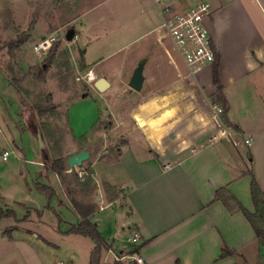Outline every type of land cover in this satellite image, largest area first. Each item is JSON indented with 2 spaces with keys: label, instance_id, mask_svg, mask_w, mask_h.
<instances>
[{
  "label": "crops",
  "instance_id": "0c3cea01",
  "mask_svg": "<svg viewBox=\"0 0 264 264\" xmlns=\"http://www.w3.org/2000/svg\"><path fill=\"white\" fill-rule=\"evenodd\" d=\"M207 1L213 14L205 26L217 54L229 126L212 103L213 66L195 75L176 72L163 50L164 29L149 0H105L113 23L96 19L77 29L87 66L119 52L145 62L138 92L128 87L132 74L124 86L114 77L99 78L108 84L105 92L113 88L105 104L108 148L101 158L88 151L92 192L99 194L97 202H109L100 210L111 206L114 211L112 236L100 232L104 221L95 214L90 218L108 246L100 254L102 264L135 256L142 264L264 263V247L236 204L255 212L251 177L264 199V0ZM94 8H81L77 20L86 22ZM0 143L2 151L10 147L13 152L14 141L1 128ZM43 161L31 162L34 187L49 188L57 200L40 209L26 207L21 216L11 209L14 218L0 219V264H65L58 245L76 235L69 231L81 219L59 176ZM217 191L227 206L215 198ZM0 204L6 206L1 196ZM45 212L57 220L54 239L43 221ZM223 245L235 254L220 258ZM130 246L138 252L128 253Z\"/></svg>",
  "mask_w": 264,
  "mask_h": 264
},
{
  "label": "rangeland",
  "instance_id": "374dc122",
  "mask_svg": "<svg viewBox=\"0 0 264 264\" xmlns=\"http://www.w3.org/2000/svg\"><path fill=\"white\" fill-rule=\"evenodd\" d=\"M104 1L0 0V128L14 141L12 153L10 147L5 149L10 153L7 161L0 159V196L17 216L24 215L26 207L40 209L49 205L50 200L55 203L57 198L48 197L49 190L44 193L37 190L39 186L34 187L31 162L45 158L43 162L50 168L59 161L65 169L59 182L67 201L82 207L96 206L95 219L106 223L100 232L112 236L114 211L111 206L100 210L109 202L105 199L97 202L95 195L99 194L92 192L93 159L89 158L81 167L66 166L67 159L81 150L89 151L95 158L103 157L108 148V135L104 133L110 119L105 116L106 97L113 93V88L108 92L98 91L94 84L99 78L112 77L126 83L139 62L132 59L134 55L119 52L103 55L107 57L93 67L85 65L83 39L77 37L79 24L83 22L90 27L98 19L96 23L111 25L110 10ZM87 7L95 8L84 19L86 22L77 20L81 8ZM69 29L75 30L72 41L65 40ZM160 32L164 35L163 50L176 72H187L167 33ZM48 36L56 39L50 50L45 54L35 53V43ZM71 127L80 135H75ZM1 147L0 143V156ZM51 179L49 176L46 180L51 183ZM92 215L88 218L90 222ZM43 221L49 226V233L52 228L56 230L57 220L52 213L45 212ZM56 235L52 233V238ZM58 246L65 264H88V251L93 250L94 242L88 237L70 235ZM129 249L131 253L135 248ZM125 261L120 263L132 264L133 260Z\"/></svg>",
  "mask_w": 264,
  "mask_h": 264
},
{
  "label": "built area",
  "instance_id": "2783aa9c",
  "mask_svg": "<svg viewBox=\"0 0 264 264\" xmlns=\"http://www.w3.org/2000/svg\"><path fill=\"white\" fill-rule=\"evenodd\" d=\"M149 2L160 18L161 27L191 75H195L203 67H210L216 63L217 54L205 26V21L213 14V8L207 0H149ZM55 42V37H43L35 43L33 51L45 54ZM9 154V151L3 150L1 160L7 161ZM136 240L137 236L132 238L131 242L135 243ZM133 260L137 264H142L138 256L133 257Z\"/></svg>",
  "mask_w": 264,
  "mask_h": 264
},
{
  "label": "trees",
  "instance_id": "16d2710c",
  "mask_svg": "<svg viewBox=\"0 0 264 264\" xmlns=\"http://www.w3.org/2000/svg\"><path fill=\"white\" fill-rule=\"evenodd\" d=\"M212 77H213V84L216 86V93L212 98V103L214 105H218V107L220 108L221 121L223 122L224 125L229 126V122L226 116L228 111V106L226 100L222 95L221 86L218 80L217 60L216 63L213 65ZM48 170L55 172L58 176H61V174L65 169L62 166L61 162L55 161L52 163L51 167L48 168ZM251 178L252 180L250 183V194L255 208V212L251 214L247 210H245L240 204H238L236 201L235 202L237 204V208L242 212L244 217L250 223L258 244L260 245V247H264V199L262 198V193L258 190L254 178L253 177ZM38 190L45 193L47 190H49V193L47 194L48 197H50L53 194V191L45 186H39ZM221 192L222 191L216 192L215 195L216 199L223 200L221 196ZM230 199L233 198L231 197ZM223 203L227 206L224 200ZM72 206L75 212L80 217L81 221L78 224L71 226L69 233L90 238L94 242V248L90 253L89 264H101L100 254L102 250L108 248V246L104 241V239L102 238V236L100 235V233L97 231L96 227L88 220V218L92 214H94L95 207L94 206L82 207L81 205H79L77 202L74 201L72 202ZM2 218H14V212L11 209H9L7 206H2L0 204V219ZM137 252H138V248H135L132 250L131 254H136ZM233 254H235L233 250L229 249L225 245L222 246L220 258L231 256ZM113 264H121V263L115 261ZM175 264H180V262L177 260Z\"/></svg>",
  "mask_w": 264,
  "mask_h": 264
},
{
  "label": "water",
  "instance_id": "95a60500",
  "mask_svg": "<svg viewBox=\"0 0 264 264\" xmlns=\"http://www.w3.org/2000/svg\"><path fill=\"white\" fill-rule=\"evenodd\" d=\"M74 37H75L74 29H69L65 34L66 41H72ZM144 63H145L144 61H141L140 63H138L136 68L133 70L132 76L129 80L128 87L132 89L133 91L138 92L141 90V87L144 81V77H143ZM107 86L108 84L106 83L104 79H98L94 84V87L98 91H104L107 88ZM38 143L41 147L43 146L40 135H38ZM89 157L90 155L87 150H81L73 154L67 159V163H66L67 167L69 169H72L74 167H81L82 164L89 159ZM95 200L98 201L99 198L96 197Z\"/></svg>",
  "mask_w": 264,
  "mask_h": 264
}]
</instances>
